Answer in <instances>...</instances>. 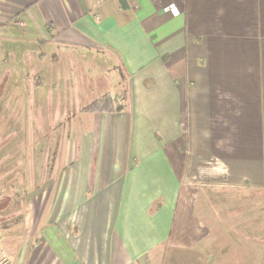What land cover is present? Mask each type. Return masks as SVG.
<instances>
[{"label": "crops", "instance_id": "1", "mask_svg": "<svg viewBox=\"0 0 264 264\" xmlns=\"http://www.w3.org/2000/svg\"><path fill=\"white\" fill-rule=\"evenodd\" d=\"M0 34L37 84L75 65L30 108L120 70L113 110L79 102L46 178L4 204L0 264H158L207 249L210 191L264 199V0H0Z\"/></svg>", "mask_w": 264, "mask_h": 264}, {"label": "rangeland", "instance_id": "2", "mask_svg": "<svg viewBox=\"0 0 264 264\" xmlns=\"http://www.w3.org/2000/svg\"><path fill=\"white\" fill-rule=\"evenodd\" d=\"M3 39L5 37L0 34V42ZM6 44H0V232L9 218L4 204L9 199L23 198L25 188L29 191L40 184L46 173H41L39 169L53 165L60 157L64 138L70 131L65 122L77 104L80 102L83 105L105 92L112 95L118 91L116 82L120 72L111 71L107 79L116 78L106 80L103 73L92 69L95 76L88 83L89 90L87 80H83L80 89L86 91L79 92L75 102L61 105V108L67 109H57L60 105L55 100L50 106L46 102L45 106L38 108L39 102L30 108L32 103L25 104L26 92L34 91L37 97L38 91L42 95L43 90H49L53 82L55 86L70 88L75 81L71 78V74L76 73L75 65L73 63L70 67L63 61L61 69L64 70H59L62 77L55 81L43 78V83L37 84L36 77L20 76L22 68L14 71L8 68L9 56L5 57L4 53L10 46ZM33 66L37 65L30 67ZM232 194L219 191L208 193L207 216L215 219L212 214L217 210L220 219L214 220L217 226L214 221L210 225L212 232L204 252L201 250L192 255L183 251L166 252L160 255L157 263L264 264V199H258L252 193L249 198ZM12 207L10 209H14L15 214L19 213L20 206Z\"/></svg>", "mask_w": 264, "mask_h": 264}, {"label": "trees", "instance_id": "3", "mask_svg": "<svg viewBox=\"0 0 264 264\" xmlns=\"http://www.w3.org/2000/svg\"><path fill=\"white\" fill-rule=\"evenodd\" d=\"M119 106H115L114 109H118ZM82 110L84 111H101V110H113L112 98L109 94L105 93L99 98L88 103Z\"/></svg>", "mask_w": 264, "mask_h": 264}, {"label": "built area", "instance_id": "4", "mask_svg": "<svg viewBox=\"0 0 264 264\" xmlns=\"http://www.w3.org/2000/svg\"><path fill=\"white\" fill-rule=\"evenodd\" d=\"M164 10H165V11H170V12L175 13V14L178 12L177 9H176L175 7H173V5H168V6H166V7L164 8Z\"/></svg>", "mask_w": 264, "mask_h": 264}]
</instances>
